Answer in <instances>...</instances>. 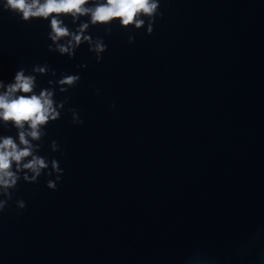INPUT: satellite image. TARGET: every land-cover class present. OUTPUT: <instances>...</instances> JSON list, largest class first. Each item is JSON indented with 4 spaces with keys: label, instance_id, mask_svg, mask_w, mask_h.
<instances>
[{
    "label": "water",
    "instance_id": "95a60500",
    "mask_svg": "<svg viewBox=\"0 0 264 264\" xmlns=\"http://www.w3.org/2000/svg\"><path fill=\"white\" fill-rule=\"evenodd\" d=\"M161 7L132 43L114 27L99 63L0 11V78L43 61L79 71L66 107L84 120L48 126L65 171L55 190L20 181L27 206L0 213V264H264V0Z\"/></svg>",
    "mask_w": 264,
    "mask_h": 264
},
{
    "label": "clouds",
    "instance_id": "9594fccd",
    "mask_svg": "<svg viewBox=\"0 0 264 264\" xmlns=\"http://www.w3.org/2000/svg\"><path fill=\"white\" fill-rule=\"evenodd\" d=\"M161 5L162 0H0V11L21 22H44L49 51L72 59L86 45L99 63L109 47L106 36L114 27L126 30L132 43L137 30L154 31L157 19L164 16ZM86 67V61L75 65L77 69ZM80 80L81 72H58L47 61L19 66L10 79L0 78V213L10 202L17 211L27 206L17 195L21 180L36 183L44 175L47 187L57 188L65 169L52 153L63 156L64 152L56 138L48 141V151H44L45 137L48 126L65 112L71 114L73 124L84 123L76 107H66L70 89ZM194 259L186 264H193ZM198 264L206 261L200 259Z\"/></svg>",
    "mask_w": 264,
    "mask_h": 264
}]
</instances>
